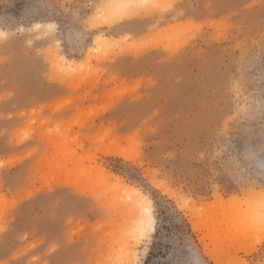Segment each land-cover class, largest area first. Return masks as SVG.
<instances>
[{"label":"rangeland","instance_id":"374dc122","mask_svg":"<svg viewBox=\"0 0 264 264\" xmlns=\"http://www.w3.org/2000/svg\"><path fill=\"white\" fill-rule=\"evenodd\" d=\"M102 1L0 0V264H264V0Z\"/></svg>","mask_w":264,"mask_h":264},{"label":"bare ground","instance_id":"6f19581e","mask_svg":"<svg viewBox=\"0 0 264 264\" xmlns=\"http://www.w3.org/2000/svg\"><path fill=\"white\" fill-rule=\"evenodd\" d=\"M176 1V0H175ZM130 2H133V0H104L102 1L100 4H98L97 8H98V13L99 15L96 16V13H95V19H94V23H93V26H111V25H114V24H117V23H120L121 21L123 20H126V19H130L132 17H138L139 14H135V15H129V16H125L123 19H116V20H113L112 19V16L117 14L118 12H120L121 10L120 9H117V8H108V7H105L107 5H120V4H125V3H130ZM42 24L41 23H35V26L36 27H40ZM0 33H5V30L3 29H0ZM129 35H125L123 36L124 38H127ZM148 36L146 35V37L144 36L143 38H140L138 39L139 41H132L131 44H136L137 43H143L142 40H144L145 38H147ZM157 37V36H156ZM123 39V38H121ZM153 39V38H151ZM156 39V38H155ZM120 40V39H119ZM125 40V39H124ZM95 43H97L98 45L100 43L104 44V45H110L111 43H113L115 41V38L113 37H109V36H106V35H100L98 34L96 37H95ZM116 42V41H115ZM127 42V41H126ZM161 42V41H160ZM125 43V42H124ZM101 45V44H100ZM114 45V44H113ZM128 44L126 43V46ZM140 46L138 47L139 49L137 50V52H135V54H140V53H143V52H146L150 49H154V48H158L160 45H159V42H149V40H146L144 44H139ZM161 45H163V43H161ZM138 46V45H137ZM164 47L166 45H163ZM128 51V50H126ZM129 52V51H128ZM71 60H69L70 62ZM74 61V60H73ZM69 65H74V63H71ZM76 66V65H75ZM103 111V110H102ZM101 112V111H100ZM115 154V153H114ZM116 184H117V187L122 189V190H125V191H128L130 193L133 194V199H136L138 198L139 200L143 199V201H141L142 205H139L138 207H136V230L139 232V233H145V232H151L153 231L154 229V224H155V218H154V215L151 211V208L148 209L147 208V205L145 203H143L145 200L146 201H149L150 204H151V198L145 194V193H142L139 188H135L134 186H131V185H128L126 183H123L121 181L120 178L116 177ZM64 185H69L68 183H65ZM262 192H254V191H250L248 192V194H246L247 196H245V200H249L251 198H254V197H259L260 199V195H261ZM34 194L33 191H28L27 194H24V195H21L20 196V199L22 198H25V197H30ZM131 194V195H132ZM19 199V200H20ZM132 199V200H133ZM230 201H232V203H238L240 201L239 198H237V196H232L230 198ZM135 201H133L134 203ZM215 202L218 204V203H224V201H222V198L220 197V195H217L216 196V199H215ZM213 204V203H212ZM211 204L209 203H202L200 206L201 208H206L208 206H210ZM222 205V204H221ZM261 205V204H260ZM149 212H150V217H149ZM264 214V212H263ZM150 219V223H147ZM143 228V231H141V229Z\"/></svg>","mask_w":264,"mask_h":264},{"label":"snow or ice","instance_id":"6c2138e0","mask_svg":"<svg viewBox=\"0 0 264 264\" xmlns=\"http://www.w3.org/2000/svg\"><path fill=\"white\" fill-rule=\"evenodd\" d=\"M105 7L108 8H117L120 9L121 11L118 12L117 14L112 16L113 20L116 19H123L125 16L129 15H135L139 14L141 12L147 13V14H154L156 11L160 10H167L171 7H173L171 4H161L158 2H155V0H142L140 3H125V4H120V5H107ZM3 33H0V36H3ZM144 203L147 205V208H151V204L149 201H144ZM260 203L261 207L264 208V193H261L260 195ZM149 217H150V212H149ZM150 219L147 223H150ZM259 228L261 231H264V214L261 215L259 219ZM143 231V228L141 229Z\"/></svg>","mask_w":264,"mask_h":264},{"label":"crops","instance_id":"0c3cea01","mask_svg":"<svg viewBox=\"0 0 264 264\" xmlns=\"http://www.w3.org/2000/svg\"><path fill=\"white\" fill-rule=\"evenodd\" d=\"M48 244H49V243H48ZM48 244L46 245L47 247H48ZM46 246H45V247H46Z\"/></svg>","mask_w":264,"mask_h":264}]
</instances>
